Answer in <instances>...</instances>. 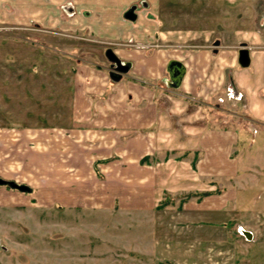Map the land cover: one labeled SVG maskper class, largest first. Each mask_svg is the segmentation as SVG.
Segmentation results:
<instances>
[{
  "label": "rangeland",
  "instance_id": "obj_1",
  "mask_svg": "<svg viewBox=\"0 0 264 264\" xmlns=\"http://www.w3.org/2000/svg\"><path fill=\"white\" fill-rule=\"evenodd\" d=\"M55 1L0 0V178L32 189L0 185V264H264V207L234 211L225 228L218 226L225 230L216 239L222 247L210 250L194 238L204 233L177 232L178 214L191 195L165 196L137 213L117 203L110 188L129 184L121 168L130 166V154L125 140L115 141L123 128L107 126L117 118V81L111 78L117 72L105 53L136 47L127 38L112 39L80 8L69 14L71 0ZM155 5L159 29L176 38H158L157 31L144 36L147 53L173 49L185 60L183 49L209 50L229 71L243 43L264 46V0ZM153 69V85L162 92L168 88L166 60ZM127 73L122 78L130 81ZM222 81L224 87L226 76ZM218 107L224 121L231 108L226 102ZM194 245L199 249L189 254Z\"/></svg>",
  "mask_w": 264,
  "mask_h": 264
},
{
  "label": "crops",
  "instance_id": "obj_2",
  "mask_svg": "<svg viewBox=\"0 0 264 264\" xmlns=\"http://www.w3.org/2000/svg\"><path fill=\"white\" fill-rule=\"evenodd\" d=\"M137 1L71 0L66 6L67 12H74L76 7L91 14L100 21V29L113 36L110 38H127L136 47L113 50L123 63L131 65L127 73L131 80L126 81L123 74L117 81V118L105 124L122 127L126 132L117 135L115 131L114 136L116 142L125 140L130 166L120 171L128 173L130 179L129 184L113 183L110 189L123 209L135 213L140 208H155L165 196L191 195L178 214L182 225L177 232L182 230L184 235L187 227L204 233L194 237L198 238L197 245L210 244L206 248L220 249L216 239L225 230H219V225L225 228L238 208L249 211L254 206L264 207V46L257 50L246 45L251 58L247 68L238 64L239 50L231 66L223 56L231 67L229 71L213 60L209 50L183 49L185 60L175 57L173 49H162L155 56L147 53L150 46L144 36L155 31L162 39L176 35L159 29L155 16L157 0H147L152 6L144 0L139 6ZM126 6H130L128 10ZM131 9L136 19L128 22L125 14ZM178 46L174 44V48ZM169 47L173 45L163 46ZM214 52L216 58L223 60L217 50ZM165 60L167 71L171 61L183 63L185 75L181 84L173 87L169 74L168 88L159 92L153 85V67L154 62L161 64ZM223 71H228L229 76ZM223 76L224 87L220 86ZM145 78L152 82L143 81ZM127 98L131 100L129 106ZM225 102L231 110H226L225 120L219 121L218 103ZM122 135L124 139H120ZM101 137L105 141L106 134ZM144 158V165H138ZM204 224L209 228H204ZM206 237L208 241H199ZM192 248L194 251L189 254L199 249L196 245Z\"/></svg>",
  "mask_w": 264,
  "mask_h": 264
},
{
  "label": "water",
  "instance_id": "obj_3",
  "mask_svg": "<svg viewBox=\"0 0 264 264\" xmlns=\"http://www.w3.org/2000/svg\"><path fill=\"white\" fill-rule=\"evenodd\" d=\"M125 18L134 21L136 19V14L134 9H131L126 12ZM109 62H111L112 67L115 68L117 76H111L114 81H119L123 74L127 73L131 65L123 63L122 60L117 56V54L112 49H107L105 53ZM251 63L250 51L245 44L238 51V64L242 68L249 67ZM168 72L172 81L173 87H178L181 84V81L185 75V66L179 61H171L168 65ZM0 185L8 186L11 189L19 190L20 192H31L32 189L24 184H18L15 181L4 180L0 178ZM245 236L248 239H252L251 232H245Z\"/></svg>",
  "mask_w": 264,
  "mask_h": 264
},
{
  "label": "trees",
  "instance_id": "obj_4",
  "mask_svg": "<svg viewBox=\"0 0 264 264\" xmlns=\"http://www.w3.org/2000/svg\"><path fill=\"white\" fill-rule=\"evenodd\" d=\"M10 188V187H9Z\"/></svg>",
  "mask_w": 264,
  "mask_h": 264
}]
</instances>
